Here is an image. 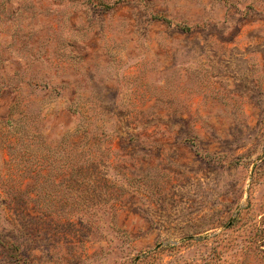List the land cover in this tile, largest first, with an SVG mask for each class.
Returning <instances> with one entry per match:
<instances>
[{"label":"rangeland","instance_id":"obj_1","mask_svg":"<svg viewBox=\"0 0 264 264\" xmlns=\"http://www.w3.org/2000/svg\"><path fill=\"white\" fill-rule=\"evenodd\" d=\"M0 264H264V0H0Z\"/></svg>","mask_w":264,"mask_h":264}]
</instances>
